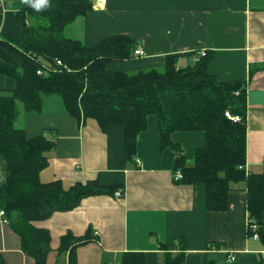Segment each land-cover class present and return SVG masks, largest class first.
<instances>
[{
    "label": "crops",
    "instance_id": "1",
    "mask_svg": "<svg viewBox=\"0 0 264 264\" xmlns=\"http://www.w3.org/2000/svg\"><path fill=\"white\" fill-rule=\"evenodd\" d=\"M0 10V37L20 38L14 13L22 0H5ZM102 2V1H101ZM115 34L137 41L142 54L109 63L112 71L135 72L163 68L165 57L180 56L177 66L198 61L199 52L211 56L208 69L219 80H241L246 87V171L260 172L264 162V0H105L78 15L63 29L67 38L93 46ZM202 58V57H201ZM14 87L12 78L0 74V89ZM22 110V105H20ZM16 125L28 137L54 132L55 147L42 181L60 180L65 187L96 180L117 185L114 193L88 195L70 210L54 211L36 227L50 233L47 264H67L57 248L67 231L82 236L87 228L99 236L76 248L78 264H118L124 251H141L146 264H164L166 250L175 251L177 238L185 248L184 264H201L204 253L216 264H264V241L247 234L245 182L233 184L227 208H206L201 183H178L172 170L177 153L159 150L157 119L150 115L137 141V166L125 157L123 130L111 125L104 131L93 118L78 121L59 95L47 96L37 112L21 111ZM172 140L190 156L204 142L199 131H176ZM2 178L0 163V181ZM124 189L117 197L115 192ZM264 233V216L262 220ZM212 242L219 247L208 248ZM160 244L166 248L160 247ZM226 252L236 258L226 260ZM0 253L6 264H35L21 248L19 235L0 218Z\"/></svg>",
    "mask_w": 264,
    "mask_h": 264
},
{
    "label": "trees",
    "instance_id": "2",
    "mask_svg": "<svg viewBox=\"0 0 264 264\" xmlns=\"http://www.w3.org/2000/svg\"><path fill=\"white\" fill-rule=\"evenodd\" d=\"M93 7L92 0H48L47 6L37 10L22 0L14 13L20 38L0 37V74L14 81L13 88L0 89V210L4 211L0 218L19 235L22 250L35 264H47L50 233L33 222L54 211L73 209L88 195L113 194L120 187L96 180L68 187L57 179L41 180L40 172L49 164V152L55 147L54 132L45 130L28 137L16 120L22 110L39 111L44 99L55 94L78 121L93 118L104 131L120 125L125 157L136 166L138 136L147 128L148 116H155L159 150L170 148L177 153L174 181L203 184L206 208L215 211L227 208L233 184L245 182L247 218L256 221L259 238L264 241V162L260 172L245 168V83L219 80L208 69V54L193 64L177 66L180 56L193 52L166 56L161 69L109 70V63L135 56L136 39L115 34L88 46L63 35L68 23ZM226 112L239 115L240 120L234 121ZM176 131L202 132L204 142L187 156L172 140ZM177 172L181 173L178 178ZM92 240L98 241L99 236L90 227L82 236L67 231L57 252L60 257L67 256V264H78L76 248ZM219 246L212 242L208 248ZM174 248L178 250H166L164 264L185 263L182 238H177ZM204 254L201 264H216ZM0 264H6L1 253ZM118 264H146V257L141 251H124Z\"/></svg>",
    "mask_w": 264,
    "mask_h": 264
},
{
    "label": "built area",
    "instance_id": "3",
    "mask_svg": "<svg viewBox=\"0 0 264 264\" xmlns=\"http://www.w3.org/2000/svg\"><path fill=\"white\" fill-rule=\"evenodd\" d=\"M105 4V0H102V2H100L99 0H94V6L96 8H101L103 7ZM8 8V3L5 1V0H0V10L2 12H5L6 9ZM134 54L135 55H140L142 54V51L139 49V48H136L134 50ZM207 54V50L206 49H202L200 50L199 52V58L205 56ZM57 64H61V61L60 60H57ZM37 73H41L40 70L37 71ZM226 115L228 117H230L231 119H233L234 121H238L240 120V116L239 115H231L229 114L228 112H226ZM136 161H138V159H136ZM181 176V173L180 172H177L176 174V177H180ZM115 195L117 197H121L123 195V191L122 189H119L115 192ZM4 215V211L3 210H0V216H3ZM258 225L256 223V221L254 219H247V232H248V236L252 239H258L259 238V234H258ZM236 258L235 254L232 253V252H228L227 254V260L228 261H233L234 259Z\"/></svg>",
    "mask_w": 264,
    "mask_h": 264
},
{
    "label": "clouds",
    "instance_id": "4",
    "mask_svg": "<svg viewBox=\"0 0 264 264\" xmlns=\"http://www.w3.org/2000/svg\"><path fill=\"white\" fill-rule=\"evenodd\" d=\"M24 2L30 4L32 7L36 8L37 10L47 6L48 4V0H24Z\"/></svg>",
    "mask_w": 264,
    "mask_h": 264
},
{
    "label": "bare ground",
    "instance_id": "5",
    "mask_svg": "<svg viewBox=\"0 0 264 264\" xmlns=\"http://www.w3.org/2000/svg\"><path fill=\"white\" fill-rule=\"evenodd\" d=\"M100 2L102 1V0H99Z\"/></svg>",
    "mask_w": 264,
    "mask_h": 264
},
{
    "label": "rangeland",
    "instance_id": "6",
    "mask_svg": "<svg viewBox=\"0 0 264 264\" xmlns=\"http://www.w3.org/2000/svg\"><path fill=\"white\" fill-rule=\"evenodd\" d=\"M92 2H94V1L92 0Z\"/></svg>",
    "mask_w": 264,
    "mask_h": 264
}]
</instances>
